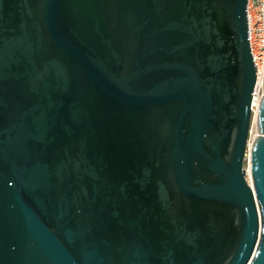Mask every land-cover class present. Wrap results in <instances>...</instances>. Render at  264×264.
<instances>
[{
  "label": "water",
  "instance_id": "95a60500",
  "mask_svg": "<svg viewBox=\"0 0 264 264\" xmlns=\"http://www.w3.org/2000/svg\"><path fill=\"white\" fill-rule=\"evenodd\" d=\"M245 5L0 0V264H264Z\"/></svg>",
  "mask_w": 264,
  "mask_h": 264
},
{
  "label": "built area",
  "instance_id": "2783aa9c",
  "mask_svg": "<svg viewBox=\"0 0 264 264\" xmlns=\"http://www.w3.org/2000/svg\"><path fill=\"white\" fill-rule=\"evenodd\" d=\"M246 37L248 41V51L255 69L256 83L252 89V102L261 93L260 74L264 67V0H246L245 5ZM252 102H250L252 104ZM255 104L251 106V109ZM250 137V133H249Z\"/></svg>",
  "mask_w": 264,
  "mask_h": 264
},
{
  "label": "rangeland",
  "instance_id": "374dc122",
  "mask_svg": "<svg viewBox=\"0 0 264 264\" xmlns=\"http://www.w3.org/2000/svg\"><path fill=\"white\" fill-rule=\"evenodd\" d=\"M249 131H250V136L254 134V131H253V124H252L251 128L249 129ZM244 168H247V167H246V164H244Z\"/></svg>",
  "mask_w": 264,
  "mask_h": 264
},
{
  "label": "bare ground",
  "instance_id": "6f19581e",
  "mask_svg": "<svg viewBox=\"0 0 264 264\" xmlns=\"http://www.w3.org/2000/svg\"><path fill=\"white\" fill-rule=\"evenodd\" d=\"M255 100H253L252 104L254 105Z\"/></svg>",
  "mask_w": 264,
  "mask_h": 264
}]
</instances>
